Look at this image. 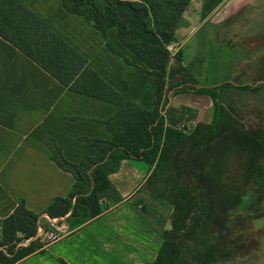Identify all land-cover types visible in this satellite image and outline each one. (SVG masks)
Returning a JSON list of instances; mask_svg holds the SVG:
<instances>
[{
    "label": "trees",
    "instance_id": "16d2710c",
    "mask_svg": "<svg viewBox=\"0 0 264 264\" xmlns=\"http://www.w3.org/2000/svg\"><path fill=\"white\" fill-rule=\"evenodd\" d=\"M190 1L60 0L65 12L82 17L102 35L114 29L119 43L145 66L138 70L156 80L153 109L147 111L108 86L28 8L17 0H0L2 40L70 92L119 108L104 122L109 141L77 137L95 147L98 158L83 156L79 163H69L55 141L42 136L50 160L72 176L71 192L54 198L41 214L20 203L0 221L1 246L13 250L11 257L0 252V264H15L35 253L30 244L18 243L35 236L40 217H97V195L110 186L108 177L123 160L151 168L145 190L172 207L170 229L161 235L157 257L145 264H252V252L260 251L264 238V125L254 126L247 113L251 98L264 106V81L239 85L225 76L216 86L188 88L178 80L167 91L190 96L194 104L208 99L212 116L187 134L166 127L161 115L168 103L167 46L175 41V31L186 25L183 13ZM106 49L131 65L116 49L108 44Z\"/></svg>",
    "mask_w": 264,
    "mask_h": 264
},
{
    "label": "crops",
    "instance_id": "0c3cea01",
    "mask_svg": "<svg viewBox=\"0 0 264 264\" xmlns=\"http://www.w3.org/2000/svg\"><path fill=\"white\" fill-rule=\"evenodd\" d=\"M86 60L108 86L126 100L150 111L155 101L156 80L138 69L145 66L118 41L116 31L102 35L82 17L70 15L60 0H17ZM245 0H191L183 13L186 25L175 31L167 46L164 125L189 134L206 123L212 107L194 104L190 96L174 95L167 88L186 80L183 45L192 34L224 8L234 13ZM106 44L119 51L126 65ZM169 51V50H168ZM182 54V58L179 55ZM179 58V60H177ZM180 88V87H178ZM119 108L111 103L70 92L0 38V221L23 203L41 214L56 197H67L73 178L51 160L42 138H52L63 158L77 164L83 156L100 157V152L82 139L109 141L104 122ZM206 116V115H205ZM203 118V119H201ZM151 168L142 162L123 160L108 179L110 186L98 193L100 214L73 225L68 215L54 221L58 239L15 264H145L153 262L161 235L170 229L172 207L154 199L144 188Z\"/></svg>",
    "mask_w": 264,
    "mask_h": 264
},
{
    "label": "rangeland",
    "instance_id": "374dc122",
    "mask_svg": "<svg viewBox=\"0 0 264 264\" xmlns=\"http://www.w3.org/2000/svg\"><path fill=\"white\" fill-rule=\"evenodd\" d=\"M228 10L229 6L192 34L183 45V57L186 62L184 73L188 77L186 82L190 85L186 87L216 86L225 76H229L231 81L239 85H257L264 81V0H245L239 10L224 16ZM180 57L182 58V54ZM202 102V106H207L205 109L210 107L208 99L203 98ZM253 102L251 98L252 108L247 114L254 126L264 125V106ZM209 111L204 115L206 122L210 120ZM51 220L53 219L47 216L40 217L36 230L39 228L42 235L19 242L18 247L30 244L37 252L50 242L47 238L49 233L58 237L60 232ZM72 220L73 225H77L88 219L80 215ZM261 229L264 233V222ZM255 233L253 232V236ZM18 238L23 239V236L18 234ZM1 244L0 235V252L11 257L12 248L2 247ZM259 250L252 252L250 263L264 264V238Z\"/></svg>",
    "mask_w": 264,
    "mask_h": 264
},
{
    "label": "built area",
    "instance_id": "2783aa9c",
    "mask_svg": "<svg viewBox=\"0 0 264 264\" xmlns=\"http://www.w3.org/2000/svg\"><path fill=\"white\" fill-rule=\"evenodd\" d=\"M169 50V52L171 51V48H169L168 49ZM166 106H165V108L161 111V115L165 118V115H166ZM183 127H180V129H182ZM45 218H46V216H45ZM48 218V217H47ZM54 221H55V219H53V220H51V222H53L54 223ZM42 235V232L40 231V229L38 228L37 230H36V234H35V236L36 237H40ZM47 238L49 239V243H52V242H54V241H56L57 239H58V237L56 236V235H54L53 233H49L48 234V236H47Z\"/></svg>",
    "mask_w": 264,
    "mask_h": 264
}]
</instances>
